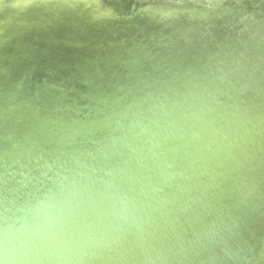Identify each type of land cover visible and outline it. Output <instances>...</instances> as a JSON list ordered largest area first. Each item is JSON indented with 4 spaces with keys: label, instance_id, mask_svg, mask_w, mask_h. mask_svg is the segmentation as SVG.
<instances>
[{
    "label": "water",
    "instance_id": "obj_1",
    "mask_svg": "<svg viewBox=\"0 0 264 264\" xmlns=\"http://www.w3.org/2000/svg\"><path fill=\"white\" fill-rule=\"evenodd\" d=\"M0 264H264V0H0Z\"/></svg>",
    "mask_w": 264,
    "mask_h": 264
}]
</instances>
